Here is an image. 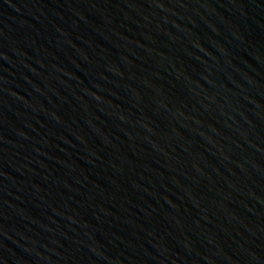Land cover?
I'll return each mask as SVG.
<instances>
[{
	"label": "water",
	"instance_id": "water-1",
	"mask_svg": "<svg viewBox=\"0 0 264 264\" xmlns=\"http://www.w3.org/2000/svg\"><path fill=\"white\" fill-rule=\"evenodd\" d=\"M0 264H264V0H0Z\"/></svg>",
	"mask_w": 264,
	"mask_h": 264
}]
</instances>
